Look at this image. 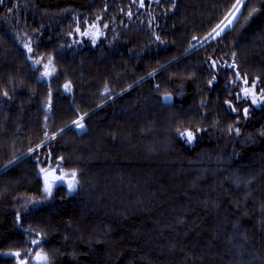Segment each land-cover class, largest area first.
Wrapping results in <instances>:
<instances>
[{
    "label": "trees",
    "instance_id": "obj_1",
    "mask_svg": "<svg viewBox=\"0 0 264 264\" xmlns=\"http://www.w3.org/2000/svg\"><path fill=\"white\" fill-rule=\"evenodd\" d=\"M235 3H0V264H264V0L205 40Z\"/></svg>",
    "mask_w": 264,
    "mask_h": 264
},
{
    "label": "rangeland",
    "instance_id": "obj_2",
    "mask_svg": "<svg viewBox=\"0 0 264 264\" xmlns=\"http://www.w3.org/2000/svg\"><path fill=\"white\" fill-rule=\"evenodd\" d=\"M242 7H240L241 10ZM234 12V9L232 8L231 11L227 14V19H223V21L219 24L220 27H216L215 30L216 32L221 33V29H226L224 28V25L227 24L228 20H232L233 16L231 15V13ZM240 13V12H239ZM239 13H236V15L238 16ZM235 20H233L234 22ZM91 32H95V27H91ZM216 32H211V36L208 35L206 39L215 36ZM48 66V65H47ZM245 89L249 90V95H251V97H253L257 103L264 101V95H262L261 93L257 92L255 90V88L253 86H247ZM73 124H75L77 126V128H79L80 130L84 129L86 127L85 122L83 120V116L79 117L77 120H75L73 122ZM78 125H83V127H79ZM192 137V136H191ZM56 171L55 170H48L47 174H46V178L48 179V183L46 184L47 188L52 189V181H54L53 179H55V181H65L68 185L69 184H73L74 185V191L78 188V182H77V176H76V172H70V171H65V172H60L58 173L59 175H55ZM63 179H60V178ZM76 177V179H75ZM70 182V183H69ZM74 191H69V192H74ZM35 252V250H34ZM6 253H19V256H15L17 258L18 264H21L22 261H27V264H43V262L39 259H36L35 257L37 256V254L39 253L41 256H43L44 254H42L39 251H36L35 253H32L30 256L25 255L24 253H22L21 251H7ZM49 259H48V263H49Z\"/></svg>",
    "mask_w": 264,
    "mask_h": 264
},
{
    "label": "snow or ice",
    "instance_id": "obj_3",
    "mask_svg": "<svg viewBox=\"0 0 264 264\" xmlns=\"http://www.w3.org/2000/svg\"><path fill=\"white\" fill-rule=\"evenodd\" d=\"M0 3H3V0H0ZM243 3H244V0H236V3L233 5L234 12L231 13V15L233 16V19H232V20H228L227 24L224 25V28H228V27H230V26L232 25V23H233V20H237V19H240V18H241L240 16H237L236 13H239V12H240V7L243 6ZM254 11H255V10H254ZM241 15H242V14H241ZM225 19H227V17H225ZM217 27H220V26L217 25ZM223 30H224V29H221V31H223ZM213 32H216V30L213 29ZM219 34H220L219 32H216V35H219ZM209 35L211 36V33H210ZM158 39H159V38H158ZM194 39H195V37H194ZM212 63H213V65H214V64H215V61H213ZM229 67H233V66L230 65ZM213 79H215V77H213ZM211 83H212V81L210 80V81H209V84H211ZM245 83H247V81H245ZM65 87L67 88L68 86L65 85ZM253 87H255L254 84H253ZM248 95H249V90H248V89H245V90H244V96H245V97H248ZM234 98H235L236 100H240V99H241V96L238 94V95H236ZM226 103H228L229 106H230V108H231V103H230V101H226ZM252 103H253V104H256L257 101L253 98V99H252ZM232 110H233V111H236L235 108H232ZM247 112H248L247 109H243V113H244L245 115H247ZM78 126H79V127H83V125H78ZM230 130H231V129H230ZM237 131H238V129H237ZM41 171L43 172L44 169H41ZM60 179H63V178L61 177ZM68 189H69V191H74V185H73V184H69V185H68ZM45 191H47V192L49 193V195H50V189H49V188L46 187ZM33 243L39 244V241H33ZM6 255H15V256H19L20 254H19V253H7ZM26 255H27V253H26ZM35 258L41 260V261L43 262V264H48V257H47L46 254L43 255V256H41V255L38 253L37 256H36ZM21 264H27V261H22Z\"/></svg>",
    "mask_w": 264,
    "mask_h": 264
},
{
    "label": "water",
    "instance_id": "obj_4",
    "mask_svg": "<svg viewBox=\"0 0 264 264\" xmlns=\"http://www.w3.org/2000/svg\"><path fill=\"white\" fill-rule=\"evenodd\" d=\"M108 90H105V92H107ZM47 173V172H46Z\"/></svg>",
    "mask_w": 264,
    "mask_h": 264
}]
</instances>
